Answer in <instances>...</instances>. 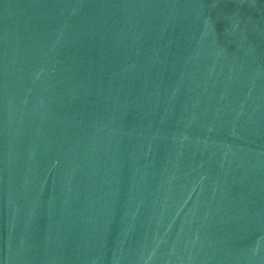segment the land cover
<instances>
[{
	"label": "water",
	"instance_id": "obj_1",
	"mask_svg": "<svg viewBox=\"0 0 264 264\" xmlns=\"http://www.w3.org/2000/svg\"><path fill=\"white\" fill-rule=\"evenodd\" d=\"M0 264H264V0H0Z\"/></svg>",
	"mask_w": 264,
	"mask_h": 264
}]
</instances>
